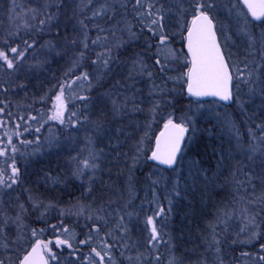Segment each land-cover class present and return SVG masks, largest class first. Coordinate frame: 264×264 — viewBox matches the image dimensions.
Listing matches in <instances>:
<instances>
[{
	"label": "trees",
	"instance_id": "obj_1",
	"mask_svg": "<svg viewBox=\"0 0 264 264\" xmlns=\"http://www.w3.org/2000/svg\"><path fill=\"white\" fill-rule=\"evenodd\" d=\"M2 1L10 10L11 0ZM236 1L248 16L240 1ZM34 3L32 7H34L35 19L30 22L27 30H20L26 34L27 43L22 41V45L18 47L31 58L32 49L42 44L48 49V54L45 53L47 55L40 64L34 60L35 63L29 64L28 69L14 77L13 83H10L16 88L15 99L21 98L18 101L22 105L27 103L28 109L10 111L12 100L0 101V108H4L6 115L12 112L15 119L18 118L19 124L23 125L20 141H26L32 146L30 162L23 177L30 192L35 198L43 201L47 211L40 220L31 210L28 211L27 216L33 228L44 226V230L47 231L43 234L45 243L50 240L55 243L57 239H61L57 237V231L52 234L50 231L68 227L73 241L68 242L72 247L63 245L62 250L59 251L61 255L77 253L81 257L93 258L97 264H100V258L92 251L95 248L104 256L103 264L167 262L165 250L168 247L161 230L159 241L150 243V237L136 234L138 229L136 224L124 234L122 225L118 223L119 219L110 217L112 214L122 216L123 213L116 212L126 211L125 196L127 198L129 196L126 195V192L128 193L126 181L127 177H130L127 174V160L130 156L128 152L133 150V140L141 133H146L148 124L154 123L149 139L150 149L145 153V167H160L165 174H171L176 167L164 168L147 159L153 146V138L168 119H165V114L171 111V117L176 116L174 119L180 121L177 115L185 112L189 104L217 103L221 109L230 112L232 127L227 129L226 126L222 129V125L210 119L208 115L203 119L200 115L197 120L199 128L196 130L195 143L185 149L183 154V156L200 158L207 165H212L216 159L217 184L210 195L198 192L200 190H188L180 192L174 198L169 225L176 241L174 251L180 257L178 260L180 264H211L206 250L207 246L215 241L219 249L217 259L219 258L218 260L223 261L224 264H263L261 253L259 254L255 248L254 238L258 234L260 238H264V143L260 142L264 131L258 127L264 126V80L253 81L251 78L255 76L253 72L258 70L264 78V55H262L264 23L253 21L248 16L254 30L257 31L255 36H258V42L256 40V44H249L248 36L245 44L243 38H240L239 47H242L243 54L245 53L244 59L248 63L245 70L248 69L252 76L250 80L246 79L247 83L243 81L242 85L235 77V98L231 104L226 105L214 99L202 101L188 96L183 83L179 92L174 94L173 88L168 89L165 84L172 71L170 66L173 62L168 63L164 72H160L159 66L155 65L154 54L157 52L158 38L154 37L146 27L153 18L148 16L147 12L151 11L156 17L163 16L162 23L169 37L168 42L187 55L183 38L185 32L180 34L179 41L174 38L177 30L175 18L184 15L190 5H185L184 0L162 2L141 0L139 7L135 6V0H36ZM102 5L110 8L105 16H92V11ZM149 5H151L150 9ZM156 10H158L157 14L154 13ZM137 12H143L145 15L138 16ZM128 20L132 23V31L137 34V39L132 40L125 34L127 26L124 27V24ZM81 21L87 26L86 28L81 25ZM186 23L188 24L189 20ZM85 31L88 34L87 49L81 43ZM98 35L102 42L93 45L91 41ZM104 37H107V40H104ZM9 40V36L0 31V49L10 51L13 44L10 45ZM21 40L24 38L22 37ZM73 40L76 41L75 44L72 43ZM118 41L124 43L120 47H115ZM148 44L153 45L150 51L147 50ZM109 48L113 58L108 68H104L102 63H92L98 53H105ZM82 51L85 52L83 59L79 57ZM137 54L143 57L144 63L148 66L144 74H139L138 64L135 67L133 65ZM180 65V71L186 72L185 63ZM148 71H152L151 77L147 75ZM85 72L88 73L87 80L77 79ZM251 81L254 82V87H260V92L251 89L253 86ZM237 84H239L238 89ZM155 85H164L167 90L161 93L156 88V91H153ZM243 85L244 88L246 87L244 90H242ZM248 86L251 90L246 95L245 90H248ZM62 89L65 102L69 101L68 96L75 99L74 104H78L75 107L76 111L81 109V97L84 98V102L86 100L88 102L91 97L101 95L107 104L103 112L99 113L95 110L94 114L92 112L95 105L93 103L90 105L89 123L85 125L87 128L83 131L73 130L76 132L75 144H78V146L72 145L74 148L82 146L83 142L91 144L94 140H100L99 142L105 145L110 143L109 138L113 135L126 141L116 162L110 164V170L101 171L93 180L94 187L91 193L87 189L83 190L85 181L76 179L69 171L66 174L68 181L61 186H45L35 180V172L38 168L46 167L53 170V166L60 168L68 164L66 157L69 144L67 135H62V132L66 133L74 129L75 122L67 124L64 120L61 122L51 119L57 111L56 97L61 94ZM243 101L242 106L237 104ZM49 124L52 131L46 130V125ZM225 131L231 132L229 138L223 135L228 134L224 133ZM180 160L181 157L179 162ZM152 175L153 173L148 169L144 170V167L135 168L134 177L131 179L135 197L140 195L144 184L153 185L156 177ZM181 180H184L183 176ZM14 186L18 187L19 183H14ZM176 188L180 191V188ZM18 192H20L19 188ZM159 196H162V192ZM185 198L191 199L188 202L191 204L188 210L184 208ZM47 199L49 201H44ZM27 205L29 208L30 203L28 202ZM91 209L97 212L91 213ZM186 212L188 213L183 216ZM251 217H255V223L250 222ZM52 225H55V228ZM97 227L98 232L95 230ZM109 229L113 233L107 235ZM46 235H51V238ZM89 236L91 240L88 243H80ZM260 249L264 251V246L263 248L260 246Z\"/></svg>",
	"mask_w": 264,
	"mask_h": 264
},
{
	"label": "rangeland",
	"instance_id": "obj_2",
	"mask_svg": "<svg viewBox=\"0 0 264 264\" xmlns=\"http://www.w3.org/2000/svg\"><path fill=\"white\" fill-rule=\"evenodd\" d=\"M34 1L36 0H11L10 10H8L7 6L2 0H0V31L2 34L6 33L9 36V44H13L10 49L16 47L19 50L18 46L22 45V41L25 42L27 40L26 34L24 32H20V30H27L30 22H33L35 19L33 14L34 7H32V4H35ZM157 1L155 0V2ZM159 1L162 2L164 0ZM208 2L213 4V7L209 10V13L216 20L218 33L226 51L229 63L231 66L235 65L240 69L241 72H243V76H240L238 80L239 84L241 83L242 85L243 81L246 79L249 78L250 80L252 73L248 69L245 70V67L248 66V63L247 60L244 59L243 55L245 53L243 54L242 47H239V40L240 38H243L244 43L247 44V38L249 36L251 37L249 44L254 45L256 44V40L258 42V36H255L257 31L254 30L252 22L249 21V15L247 16L244 13L236 0H208ZM184 3L185 5L191 4V0H184ZM104 7L106 8V6ZM100 8L101 6L96 8L95 11L99 10ZM106 9L107 11L105 13L97 15V17L105 16L110 8ZM93 12L94 11H92V16ZM154 13L157 14L158 11L156 10ZM192 16L193 11L189 5L184 15H180L175 18L174 23L175 27H177V30L174 33V38L176 40L179 41L181 39L180 34L182 35L185 32L188 25L186 21L190 20ZM130 20L126 22L127 25L124 24V27H128L130 25L132 28V23L129 22ZM125 34L129 36L128 31H126ZM22 37L24 40H21ZM1 38L4 39V37ZM168 47L173 50L178 57H180L179 60H169L170 62L168 63L173 62L170 66L172 71L169 77H178L182 74L180 71V64L185 63L184 57L186 55L177 50L176 46L170 42H168ZM0 50L5 51L4 48ZM5 52L9 55L10 59H13L14 67L12 69H8L6 64L3 61H0V101L5 102L12 100L10 111H24L26 108L28 109V105L27 103L22 105L18 101L21 98L17 100L15 99L17 95L15 92L16 88L10 83H13L14 77L25 72L26 69H28L29 64L35 63L36 61H38L37 64L42 63L43 59L48 54V49L42 44L36 48L34 47L31 51V58H29L24 51V55L22 57L15 56V54L11 53V51ZM234 73L236 77L239 75V73L235 71ZM249 73H251V75H249ZM253 73H255V76L251 78L253 81L254 79H257V81L264 80L259 70L256 72L254 71ZM169 77L165 81L167 88H173L174 94L178 93L181 87L180 85L183 83V81L169 79ZM251 83L253 84L251 89L260 92V87H254V82L251 81ZM155 86H158L157 89H159L158 91L161 93L167 90L166 86L164 85ZM247 88L248 90H245L246 95H248L251 90L249 86ZM161 89H163V91H161ZM244 89H246V87L244 88L243 85L242 90ZM65 100L66 99L64 95L63 120L66 121L67 124H72L75 122V124H73L74 129L69 130L66 133L62 132V135H67L66 138L69 144L68 156L66 157V160L68 161V167L65 166L55 168L53 166V170H50L46 167L38 168V170L35 172V180L38 181V183L44 184L45 186H61L68 181L66 178L68 171L73 175V172L78 167H84L82 162L84 160H88L90 164L94 163L97 165V167L92 170L85 169V174L81 179L82 181H85V188H83V190L87 189L90 191L89 193H91L94 187L93 180L98 177L101 171H107L111 166L110 164L116 162V158L122 153V147L123 144H126V141L118 139L119 137L115 138V135H113L109 138L110 143L108 144L103 145L101 142H99L100 140H94L91 144H84L83 142L82 146L74 148L72 145L78 146L77 143L75 144V131H83V129L85 130L87 128L85 125L89 123L88 109H91L90 105L92 103L95 105V109L92 112L94 114L95 110H97L99 113L103 112L104 106H107V104L104 101L103 96L97 95L91 97L88 102L87 100L84 102V99H82L80 102L81 109L76 111L75 107L78 106V104H74L73 100L75 99H73L71 96H68L69 101L65 102ZM237 104L242 106L244 101L237 102ZM132 107L133 106H130V108ZM0 109H2V111H0V150H3L6 153L5 155L0 156V179L4 181V183L0 184V261H2L3 264H17L21 255L29 247V245L35 239H42L44 241L43 234L47 233V231L44 230V226H37L36 228H33V226L29 224V219L27 216L28 211L31 210L32 212H35L34 215L38 216L40 220V217L44 218L43 216L47 210H45L46 206L44 203H42L43 201L41 199L35 198L30 192L29 187L25 182V177H23V174H25V170L27 169L30 162V151H32L31 145L29 146L26 141H20L23 125L19 124L18 118L15 119V117L12 115V112H9V114L6 115L3 111L4 108ZM24 113H26V111ZM73 113H75V115H73ZM25 115L28 116L27 114ZM170 115L172 116L171 111L168 112V114H165V119L169 118ZM189 115H191L194 120V126L196 130L199 128L197 120L199 119L200 115H202V119L208 115L210 119L222 125V129H224L226 126L227 129L232 127L230 112L227 109H221L217 103L189 104V106L185 109V112H180L177 117L178 119H181L182 117ZM175 117L176 116H174V118ZM66 123H64V125ZM148 126L149 127L146 130V133H141L133 140V150L128 152L130 153V156L127 160V174L130 177H127L126 181V186L128 187L129 193L128 194L126 192V195H129L128 198L125 196L126 202L124 203V206L126 211L116 212L123 213L124 215L122 216L112 214L110 217H116L119 219L118 223L123 227L122 233H128L129 230L132 229L133 224H136L138 227V229H136V234H144V236L148 237L151 235V226L148 225L146 221L149 216L153 217L158 233L161 230L164 238H166V245L168 247V249L165 250L167 251L165 255L168 258V261H164L163 264H170V261L173 262V264H180L178 262L180 257H178V254H175L174 251V246L176 245V241L174 239L175 237L169 229V225L171 223L170 219L172 218V211L175 203L174 198L179 195L180 192L188 190H200L198 192H203L210 195L209 193L216 186L218 180L217 162L216 159H214V161L212 160V165H207L205 161H202L200 158L185 155L181 158L180 162L176 166V169L173 170L171 174H165L164 170L160 167H145V153L147 149H150L149 139L152 132L151 128L154 127V123L153 125L150 123ZM47 129L52 131L50 124L46 125V130ZM73 130L75 131L73 132ZM224 133H228L223 135H226L228 138L230 137L231 132L225 131ZM194 138L196 139V132ZM138 147L142 149V152H137ZM13 148H15V151H13ZM33 153L36 152L33 151ZM136 155H138L140 159L136 166L132 167V157ZM13 162L14 166L18 169V177L16 178L17 182L19 183L18 187L14 186L10 179L12 175ZM137 167L141 169L144 167V170H150L156 178L153 180L155 183H153L152 186L144 184V189L142 192H140V195L135 197L131 179L134 177L133 173ZM182 176L184 177V180H181ZM88 177H92V179L88 180ZM8 184H11V187H8ZM148 187L149 189H146ZM176 187L180 188V191L176 190ZM18 188L20 192H18ZM161 192L162 196H159ZM133 196L134 198H132ZM44 201L49 200L47 199ZM189 201H191L190 198L184 201V208L186 210L191 207V204L188 203ZM28 202L30 203V209L27 208ZM161 208L164 209L162 213L159 211ZM94 212H97V210L91 209V213ZM157 213L159 214L157 215ZM187 213L188 212L183 213V216H185ZM53 226L55 225H52V227ZM64 228L65 227L62 229L55 228V230L50 231V233L52 234L54 231H57V237L73 242L71 240L72 238L70 228L66 227L68 231L63 232ZM33 232H35V235H33ZM112 233L113 231L110 229L106 232L107 235ZM46 236L51 238V235ZM263 239L264 238L259 237V234L256 235L254 238V245L259 254L261 253V260L264 264V251L260 249V246L262 248L264 246V243H262ZM48 246L51 249V253L56 257L54 260L50 259L51 264H97V261H95L93 258L91 259L81 257L77 255V253L69 254L68 256L63 254L61 255L59 251L62 250L63 245L57 247L55 243L51 242ZM217 247L218 246L215 241H212L210 246H207L206 254L209 255L211 264H224L223 261L218 260L219 258L217 259V254L219 253V249ZM87 260L88 262L91 261V263L86 262Z\"/></svg>",
	"mask_w": 264,
	"mask_h": 264
},
{
	"label": "snow or ice",
	"instance_id": "obj_3",
	"mask_svg": "<svg viewBox=\"0 0 264 264\" xmlns=\"http://www.w3.org/2000/svg\"><path fill=\"white\" fill-rule=\"evenodd\" d=\"M241 2L246 7L247 13L253 20L264 23V0H241ZM140 5L141 0H135V6L139 7ZM148 7L150 9L151 5ZM190 7L193 11V17L190 25L187 27V36L185 37L187 55L184 57L187 71L178 77H169V79L177 81L182 80L186 85V92L190 97L198 99L213 97L218 98L219 101H231L233 100V71L230 70L229 63L226 61L225 55L221 49V44L218 41L216 25L213 22V18L209 15V10L213 7V4L208 2V0H191ZM106 11L107 9L102 5L99 10L93 12V16L95 17L97 15H101ZM137 15L143 17L145 13L137 12ZM147 15L153 18L151 19L150 24L146 25V27L154 37L158 38V43L156 44L157 52L154 54L155 65L159 66L160 72H164L168 67L169 60H179L180 57H178L177 54L168 47L169 37L164 31L165 26L162 23L164 19L163 16L156 17L151 11H148ZM49 19H51V17ZM41 23H44V21H41ZM80 23L83 27H87L86 25H83V21ZM100 31H104V29H100ZM127 31L130 39L134 40L138 38L137 34L132 31L130 25L127 27ZM103 39L107 40V37H104ZM249 39L251 40V37H249ZM87 41L88 34L85 31L84 40L81 41L85 49L89 47ZM101 42L102 39L99 35L96 39L91 41L93 45ZM72 43L75 44L76 41L73 40ZM123 43L124 41H118L115 47H120ZM28 47H31V45H28ZM152 47V44H148L147 50L150 51ZM10 51L17 57H22L24 55V52L18 50L16 47L11 48ZM262 55H264V53H262ZM84 56L85 52L82 51L79 53V57L81 59H83ZM112 58L111 48H109L105 53H98L96 60L92 61V63H102L104 68H108ZM0 61H3L8 69H12L14 67L13 59H10L9 55L3 50H0ZM137 64L140 66L139 74H144V71L148 66L144 63L143 57L140 54H137L136 59L133 61L134 67ZM232 69L239 73L236 77L237 80H239V77L243 76V72H241L235 65H232ZM147 75L151 77L153 75L152 71H148ZM249 75H251V73H249ZM77 79L87 80L88 73H82V76ZM244 82L247 83V80ZM157 87L158 86H154L153 91H156ZM236 87L238 89L239 84H237ZM161 91H163V89H161ZM81 99L84 98L81 97ZM56 101L57 111L51 119L63 122V89L61 90V94L56 97ZM113 105L115 107V101H113ZM0 111H2V109H0ZM153 111H155V108H153ZM73 115H75V113H73ZM258 127H261L262 131H264V126ZM195 132L196 128L191 115L182 117L179 123L175 122L170 115L164 123L163 130L160 132L159 136L156 137L155 149L151 152V155L147 157V159L172 168L177 164L178 157H183L184 150L190 148L195 143ZM260 142L264 143V135L260 137ZM13 151H15V148H13ZM137 152H142V149L138 147ZM5 154L6 153L3 150H0V156ZM139 159L138 155L132 157V167L136 166ZM82 163L84 167H78L73 172V176L78 180L84 176L85 169L92 170L97 167L94 163L90 164L88 160H84ZM17 177L18 169L14 166L13 162L12 175L10 177L12 184L17 182ZM91 179L92 177H88V180ZM2 183H4V181L0 179V184ZM153 183H155V181ZM8 187H11V184H8ZM159 211L162 213L164 209L161 208ZM158 214L159 213H157V215ZM250 222L255 223V217H251ZM146 223L151 226L149 242H158L159 233L153 217L149 216ZM53 227L55 228V226ZM95 230L98 232L99 228L97 227ZM64 231L67 232L68 229L64 228ZM33 235H35V232H33ZM90 240L91 237L89 236L88 239L81 240L80 243L86 244ZM50 243L51 241L48 243L38 241L32 247L31 252L24 257L22 264H48V259L45 258V252L49 254L50 259H56L55 255L51 253V249L48 246ZM55 244L57 247L60 245H67L69 248L72 247V244H70L67 240L57 239ZM104 246L106 247V245ZM92 251L100 258V264H103L104 256L101 255V253L95 248H93ZM105 255H107L106 252ZM0 264H3V262L0 261ZM170 264H173V262L170 261Z\"/></svg>",
	"mask_w": 264,
	"mask_h": 264
},
{
	"label": "water",
	"instance_id": "obj_4",
	"mask_svg": "<svg viewBox=\"0 0 264 264\" xmlns=\"http://www.w3.org/2000/svg\"><path fill=\"white\" fill-rule=\"evenodd\" d=\"M241 1V0H240ZM242 3V2H241ZM242 5L244 6V4L242 3ZM244 8L246 9V7L244 6ZM247 10V9H246ZM210 15V14H209ZM211 16V15H210ZM212 17V16H211ZM251 17V16H250ZM252 18V17H251ZM192 20V19H191ZM255 21V20H254ZM191 22V21H190ZM213 22H214V24L216 25V23H215V20L213 19ZM258 22V21H257ZM189 25H190V23H189ZM186 36H187V31H186ZM217 36H218V33H217ZM218 41H219V37H218ZM220 42V41H219ZM185 49H186V52H187V47H186V42H185ZM221 49H222V51H223V48H222V46H221ZM223 53H224V51H223ZM224 55H225V53H224ZM225 58H226V56H225ZM189 59H190V57H189ZM226 61H227V58H226ZM228 62V61H227ZM230 70H231V68H230ZM234 77V76H233ZM233 82H234V78H233ZM185 90H186V86H185ZM232 91H233V86H232ZM187 93V92H186ZM193 98H195V97H193ZM211 98H213V97H204V98H199V99H201V100H204V99H211ZM196 99H198V98H196ZM215 99H218V98H215ZM233 99H234V94H233ZM233 100H231V101H228V102H225V101H221V102H223V103H225V104H230L231 102H232ZM175 122H177V123H179L177 120H175V119H173ZM163 126H164V124L162 125V127L159 129V131L156 133V135H155V138H154V145H153V147H152V150H151V152L155 149V141H156V137L157 136H159V134H160V132L163 130ZM151 152H150V155H151ZM179 158L180 157H178V160H179ZM154 163H156V164H158V165H160V166H162V167H164V168H169L168 166H166V165H162V164H159L158 162H155V161H153ZM177 163H178V161H177ZM176 166V165H175ZM175 166H173V167H175ZM172 167V168H173ZM38 241H43L42 239H38V240H36V241H34L33 243H32V245L27 249V251L22 255V257L20 258V260H19V262H18V264H22V261H23V259H24V257L28 254V253H30L31 252V250H32V247L38 242ZM44 242V241H43ZM45 258L46 259H48V264H51L50 263V260H49V257H48V255L46 254V252H45Z\"/></svg>",
	"mask_w": 264,
	"mask_h": 264
},
{
	"label": "flooded vegetation",
	"instance_id": "obj_5",
	"mask_svg": "<svg viewBox=\"0 0 264 264\" xmlns=\"http://www.w3.org/2000/svg\"><path fill=\"white\" fill-rule=\"evenodd\" d=\"M217 30H218V28H217ZM185 33H186V31H185ZM219 38H220V36H219ZM220 41H221V39H220ZM185 42H186V40H185V35H184V49H185ZM222 43V42H221ZM223 45V44H222ZM224 47V46H223ZM185 51H186V49H185ZM232 67V66H231ZM233 70V69H232ZM233 74H234V77H236L235 76V73H234V70H233ZM186 91V90H185ZM234 92H235V84H234Z\"/></svg>",
	"mask_w": 264,
	"mask_h": 264
}]
</instances>
